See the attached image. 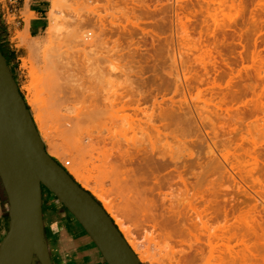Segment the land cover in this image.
Wrapping results in <instances>:
<instances>
[{"label":"rangeland","instance_id":"rangeland-1","mask_svg":"<svg viewBox=\"0 0 264 264\" xmlns=\"http://www.w3.org/2000/svg\"><path fill=\"white\" fill-rule=\"evenodd\" d=\"M53 11L51 44L66 66L57 73L16 38H47ZM8 27L1 40L18 91L32 119L60 134L39 135L45 150L79 142L83 176L124 224L153 216L134 230L155 257L138 255L140 264H264V0H49L43 37ZM76 29L95 41L84 57ZM67 121L76 128L64 136ZM72 154L50 157L67 171L80 166ZM142 168L137 185L130 171Z\"/></svg>","mask_w":264,"mask_h":264},{"label":"water","instance_id":"water-1","mask_svg":"<svg viewBox=\"0 0 264 264\" xmlns=\"http://www.w3.org/2000/svg\"><path fill=\"white\" fill-rule=\"evenodd\" d=\"M0 180L8 202V230L0 264H52L38 247L42 189L76 219L106 264H140L99 202L47 153L30 111L0 52ZM45 244V243H44Z\"/></svg>","mask_w":264,"mask_h":264},{"label":"bare ground","instance_id":"bare-ground-1","mask_svg":"<svg viewBox=\"0 0 264 264\" xmlns=\"http://www.w3.org/2000/svg\"><path fill=\"white\" fill-rule=\"evenodd\" d=\"M61 0H52V4H54V5H56L57 3H59ZM103 1V0H102ZM113 1V0H112ZM120 1V0H119ZM108 2H109V0H108ZM111 2V1H110ZM105 3H106V1H105ZM130 3V2H129ZM111 5H112V2L110 3ZM142 4H143V2H142ZM145 4H146V2H145ZM145 4L144 5H142V6H145ZM110 5V6H111ZM115 5V4H114ZM113 5V6H114ZM120 5V4H119ZM149 5V4H148ZM97 6V5H96ZM105 6V5H104ZM103 6V7H104ZM127 6V5H126ZM106 7V6H105ZM141 7V6H140ZM109 8V7H108ZM117 8V7H116ZM124 8H126V7H124ZM138 9H139V7H137ZM141 8H143V7H141ZM145 8V7H144ZM100 9V8H99ZM114 9V8H113ZM127 9V8H126ZM101 10V9H100ZM116 10H118V9H116ZM124 10V9H123ZM128 10V9H127ZM103 11V10H102ZM114 11V10H113ZM119 11V10H118ZM139 11V10H138ZM114 12H116V11H114ZM120 12V11H119ZM103 13V12H102ZM52 18H53V20H54V22L52 23V26L50 27V29L48 30L49 31V34H48V37L47 38H44L43 40H37V41H30V42H22V40L20 39L21 37L20 36H17L16 38H18L19 39V42L21 43V45L23 46V48L24 47H28V48H31L32 49V51H33V54H34V58H36L35 60L38 62V64L42 67V68H44L45 70H53L55 73H57L56 72V70H57V68L58 67H63L64 65L62 64V60H61V55H60V53L58 52V50L57 49H55V47H53V45L51 44L52 43V41H54L52 38H54V37H56L57 36V34L59 33V30H60V25H58V23H57V21H58V16H57V11H53V13H52ZM116 21V20H115ZM26 22V21H25ZM117 22H118V19H117ZM26 24H27V22L25 23V26H26ZM99 25V24H98ZM114 25V24H113ZM25 30H26V33H27V35L29 36V34H28V31H27V28H25ZM76 30H78V29H76ZM111 30V29H110ZM116 30V32H117V29H115ZM82 31V30H81ZM100 31V30H99ZM120 31V30H119ZM81 33H83V32H81ZM81 33H79V30L78 31H74V33H73V38H72V40H73V42L75 43V44H77L76 46H79L78 48L81 50V51H79V54H82V56L84 57V55L86 54V52L84 51L85 49H90V48H92V47H94V45H95V41L94 40H89V39H91V34L88 32L87 34H85V36H81L80 34ZM110 33H111V31H110ZM88 35H89V38H88ZM96 36H94V37H92V39H94ZM108 37V36H107ZM15 38V39H16ZM38 38V37H37ZM88 41H90V43H91V45H90V43L87 42ZM108 41V40H107ZM74 48H75V46H74ZM70 49H73V48H70ZM78 49V50H79ZM93 49V48H92ZM78 50H75L76 52L78 51ZM91 50V49H90ZM97 50V49H96ZM73 51H74V49H73ZM85 52V54H83V53H81V52ZM94 51V50H93ZM64 52V51H63ZM90 52H92V51H90ZM101 52V51H100ZM78 53V52H77ZM64 55V54H63ZM87 55H88V52H87ZM114 55V54H113ZM81 56V57H82ZM91 57V56H90ZM88 58V57H87ZM95 58V57H94ZM206 58V57H205ZM208 58H210V57H208ZM207 58V59H208ZM202 60V59H201ZM211 60V59H210ZM210 60H208V61H210ZM101 61V60H100ZM106 62V61H105ZM92 64V63H91ZM66 65V64H65ZM68 66V65H67ZM72 66V65H71ZM70 66V67H71ZM64 67H66V66H64ZM69 67V66H68ZM69 67V68H70ZM100 69V68H99ZM101 70V69H100ZM99 70V71H100ZM66 71V70H65ZM50 72V71H49ZM96 72H97V70H96ZM52 73V72H51ZM98 73V72H97ZM102 73V72H101ZM57 75H59V74H57ZM61 83V82H60ZM101 83V82H100ZM104 83H106V82H104ZM108 83V82H107ZM106 83V84H107ZM47 84V83H46ZM65 84V83H64ZM106 84H104V85H106ZM60 85H63V84H59V86ZM51 86V85H50ZM61 87V86H60ZM103 88V87H102ZM105 88V87H104ZM63 89V88H62ZM105 90V89H104ZM101 91H103V90H101ZM106 92V91H105ZM53 94V93H52ZM58 94V93H57ZM106 94H108V93H104V94H102V96L101 97H105V95ZM56 95V94H55ZM101 95V94H100ZM107 96V95H106ZM52 100H54L55 101V103L56 104H58V102H60V97H54L53 95H52V98H51ZM30 100V99H29ZM37 101V100H36ZM33 102L34 104L35 103H37V102ZM31 104V105H34V104ZM52 103V102H51ZM30 105V106H31ZM39 105V103H37V104H35V107L37 106V107H39L38 106ZM179 119V118H178ZM33 122H34V125L36 126V130L38 131V133H39V135L43 138V139H45V140H47L48 141V143H51V141H53L54 139H60L59 137H60V134H58L57 133V131H52V129H50L49 127H47V125H46V121H47V119H46V117L44 118H41V117H39V116H33ZM181 120V119H180ZM180 120H178V121H180ZM46 122V123H45ZM68 123V124H67ZM67 123L66 124H64V125H66L65 127H66V129L64 130V131H61V133H62V135H64V136H66L67 134L69 135V134H72L73 132H74V130H75V128H76V125H75V122H74V124H71L72 122H70L69 123V121H67ZM185 123H186V121H185ZM187 123H188V121H187ZM39 136V137H40ZM41 139V138H40ZM62 139V138H61ZM41 142H42V140H41ZM43 144V143H42ZM70 152V153H72L73 152V154H74V163H78L80 166L77 168V169H75L74 168V165L72 164V165H70V167H67L66 168V170H67V172L74 178V180L77 182V183H79L80 185H81V187L83 188V189H85V190H87V191H89L91 194H92V196H94L96 199H97V201L101 204V206H102V208L105 210V212L108 214V216L112 219V221H113V223L116 225V227H117V229H118V231L121 233V235L123 236V238H124V240L126 241V243H127V245L130 247V249L133 251V253L135 254V255H139V256H143V257H145L146 259H149L150 261L149 262H151L152 260H151V258H155V257H150V255H148L147 254V250L146 249H144V250H142L141 248H140V241L137 239V237H136V232L137 231H134V230H136V229H139L138 227H141L142 225H145L146 224V222L147 221H149V220H147V219H152V217L153 216H149V215H144V220L142 221V225L141 224H139V226H137V228H135V227H133V228H135V229H130V227H127L125 224H124V222L118 217V213H117V211L112 207V205H110V203L108 202V201H106V199L103 197V195L101 194V193H99V190L97 191V189L96 188H92L91 186H90V184L88 183V179L87 178H85L84 176H83V169L86 167V165H85V162H84V152L82 151V147H81V145H80V143L79 142H74V141H69V142H65L63 145H58V144H55V142H53V145H49V147L46 149V153L49 155V156H52V155H55V156H58V158L60 159L61 157H62V155H64L65 154V152ZM72 154V155H73ZM160 155V154H159ZM158 158V157H157ZM160 158V157H159ZM163 158V157H162ZM63 160V159H62ZM162 160V159H161ZM173 160V159H172ZM60 161V160H59ZM65 161V160H64ZM143 160H141V162H142ZM149 161V160H148ZM148 161H147V165H152L151 163L149 164L148 163ZM152 161V160H151ZM67 162V161H66ZM163 162V161H162ZM165 163V162H164ZM68 164H70L69 162H68ZM174 164H176V163H174ZM141 165V163H139V166ZM147 165H146V167H147ZM173 165V164H172ZM165 167V166H164ZM140 168V167H139ZM153 169V168H152ZM156 169V168H155ZM142 170V171H141ZM145 170H146V168H145ZM147 170H149L148 169V167H147ZM147 170H146V172H147ZM154 170V169H153ZM152 170V171H153ZM139 171H141V172H139ZM157 171V170H156ZM154 172V171H153ZM147 173H149V172H147ZM146 173L145 172H143V168L142 169H140V170H137V171H135V170H131L130 171V175H129V173L127 174V175H129L130 176V178H132L131 180L132 181H135V182H133V183H136L137 185L139 184V183H137V181H139V182H142V180H144V176H146L145 175ZM129 176H127V177H129ZM150 176V175H149ZM155 176V175H154ZM153 176V177H154ZM140 177V178H139ZM179 178H180V180L183 182L184 180L179 176ZM150 179V178H149ZM149 179H147V181L149 180ZM141 180V181H140ZM129 181H130V179H129ZM145 182V181H144ZM143 182V183H144ZM145 184V183H144ZM157 184V183H156ZM148 185V184H147ZM153 185V184H152ZM154 186V185H153ZM137 187V186H136ZM143 187V186H142ZM149 189V188H148ZM144 190V189H143ZM150 190H151V187H150ZM144 192V191H143ZM149 192V191H148ZM264 198V197H263ZM153 214V213H152ZM138 225V224H137ZM141 225V226H140ZM136 226V225H135ZM143 227V226H142ZM146 227V226H145ZM144 228V227H143ZM142 228V229H143ZM151 228L152 229H155V225H151ZM145 230V229H144ZM146 232V231H145ZM167 232V231H166ZM180 232V231H179ZM155 233V232H154ZM154 233H153V231H151V232H146L145 233V236H144V239L147 241V243L148 242H150V241H152V239L155 237L154 236ZM172 234V233H171ZM170 233H166L165 235L166 236H163V237H167L168 235L170 236L171 235ZM172 236V235H171ZM170 237H167L166 238V240L167 239H169ZM162 239V238H161ZM155 240V239H154ZM164 242V241H163ZM151 243V242H150ZM153 243V242H152ZM38 247H39V249L41 250V251H44V252H47L48 253V250H47V248H46V245L41 241V237H40V231H39V233H38ZM170 254V253H169ZM171 255V254H170ZM136 256V257H137ZM138 256V258L137 259H139V261H140V257ZM154 256V255H153ZM174 256V255H173ZM169 259V258H168ZM156 261V260H155ZM176 262V261H175ZM154 264H156V263H154Z\"/></svg>","mask_w":264,"mask_h":264},{"label":"crops","instance_id":"crops-1","mask_svg":"<svg viewBox=\"0 0 264 264\" xmlns=\"http://www.w3.org/2000/svg\"><path fill=\"white\" fill-rule=\"evenodd\" d=\"M48 9L49 0H23L17 9V15L21 17L17 28L21 31L27 28L30 37H43L42 33L46 30ZM24 12L32 15L26 26L22 16ZM2 25L5 26L6 24L0 17V38L3 35ZM35 26L36 29H34ZM7 29L9 30V27ZM53 222H57L55 228L52 227ZM8 223V202L0 180V243L7 233ZM41 231L52 264H106L83 228L73 221L54 197L50 196L46 203L43 191ZM32 264L39 263L34 262Z\"/></svg>","mask_w":264,"mask_h":264},{"label":"built area","instance_id":"built-area-1","mask_svg":"<svg viewBox=\"0 0 264 264\" xmlns=\"http://www.w3.org/2000/svg\"><path fill=\"white\" fill-rule=\"evenodd\" d=\"M21 2L23 0H0V15L7 27H18L21 17L17 15V9ZM67 165L68 162L65 163Z\"/></svg>","mask_w":264,"mask_h":264},{"label":"trees","instance_id":"trees-1","mask_svg":"<svg viewBox=\"0 0 264 264\" xmlns=\"http://www.w3.org/2000/svg\"><path fill=\"white\" fill-rule=\"evenodd\" d=\"M2 38H0V52L1 54L3 55L5 61H6V64L7 66L9 67V64H10V57H11V54H9L7 48H6V45L3 44ZM23 98V97H22ZM28 108V107H27ZM72 178V177H71ZM79 186V185H78Z\"/></svg>","mask_w":264,"mask_h":264},{"label":"clouds","instance_id":"clouds-1","mask_svg":"<svg viewBox=\"0 0 264 264\" xmlns=\"http://www.w3.org/2000/svg\"><path fill=\"white\" fill-rule=\"evenodd\" d=\"M57 222H53L52 227L55 228Z\"/></svg>","mask_w":264,"mask_h":264}]
</instances>
